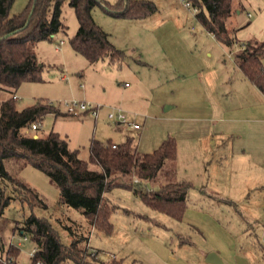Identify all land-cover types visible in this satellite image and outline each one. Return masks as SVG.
<instances>
[{"label":"rangeland","instance_id":"1","mask_svg":"<svg viewBox=\"0 0 264 264\" xmlns=\"http://www.w3.org/2000/svg\"><path fill=\"white\" fill-rule=\"evenodd\" d=\"M28 1L15 0L12 12L21 11ZM104 1L115 7L118 0ZM153 1L157 10L139 21L112 16L100 5L94 8L97 23L110 34L115 46L126 52L124 59L112 61L106 56L94 63L71 45L70 38L77 32L79 22L75 10L64 2L61 18L67 31L36 45L38 58L44 64L43 80L25 81L13 94L18 109L40 98L54 102L63 111L65 101L98 105L96 123L90 113L81 126L77 123L78 115L48 114L37 132L32 127L23 130L33 136L52 130L67 135L71 147L79 148V157L83 159L89 158L92 135L104 143H120L129 134L135 137L141 152H149L159 145L168 129L173 128L172 133L177 129L178 134H173L179 150L174 181L192 184L183 218L176 219L151 207L131 188L114 185L106 193L117 208L111 217L113 230L107 234L95 229L81 209L61 204L60 189L46 173L31 164L20 167L9 161L7 169L31 186L47 204L31 208L16 197L0 213V246L12 243L18 247L19 264H30L31 252L36 247L30 235L26 234L25 240L18 227L33 212L52 221L63 243L82 240L91 253L86 264L109 262L111 254L122 264H264V161L237 159L229 154L228 137L225 144L221 143L226 153L221 157L213 154V149L220 148L219 143L205 137L202 128H198L197 135H187L183 118L196 106L192 103L189 107L197 92L191 86L196 79L191 74L188 77L175 74L176 69L187 70L191 66H203L206 74H219L223 66L231 64L232 56L203 27L196 9L187 0ZM136 78L147 82L140 89L144 94L141 98L148 101L135 107L134 112L123 108L133 121L118 128L108 113L111 106L120 107L115 101L136 89ZM126 81L129 86H125ZM11 95L0 88V101ZM172 103L176 107L166 111L167 104ZM192 111L187 112L189 117ZM134 121L141 128L135 129ZM162 182L160 177L148 185L157 189ZM6 193L13 195L11 186ZM260 218L263 221L258 223ZM92 251H96V257ZM211 252L220 257L221 263L207 260ZM62 264L77 263L70 260Z\"/></svg>","mask_w":264,"mask_h":264},{"label":"trees","instance_id":"2","mask_svg":"<svg viewBox=\"0 0 264 264\" xmlns=\"http://www.w3.org/2000/svg\"><path fill=\"white\" fill-rule=\"evenodd\" d=\"M14 1L0 0V88L12 94L0 101V213L16 197L31 208L47 205L31 186L7 169L6 162L10 161L20 167L31 164L46 173L60 189V203L81 209L95 229L107 234L113 230L111 217L117 208L107 199L106 193L114 185L133 189L146 204L181 220L192 184L174 181L175 136H168L155 150L145 153L138 149L133 136L120 143H104L93 137L88 145L89 158L83 159L79 157L80 150L71 148L68 137L58 131L38 137L23 132L31 129L34 123H38L40 129L48 114H72L43 98L18 109L13 94L25 81L43 80L44 64L38 58L36 45L42 40H52L60 31H67L61 18L64 2L75 10L79 22L77 32L70 38L71 45L90 63L106 56L112 61L126 57V52L115 46L110 34L95 20L93 11L97 5L115 17L144 19L157 10L155 2L118 0L112 7L104 0H29L21 11L13 13ZM187 1L196 9L203 27L218 42L235 50L243 74L264 92V41L255 38L239 41L237 30L227 26L229 18L242 7L243 0ZM160 177L165 179L160 187L150 188L148 183L157 182ZM9 186L13 195L6 193ZM18 227L36 243L37 252L30 264L39 260L43 264H62L70 260L86 264L91 254L80 239L63 243L48 217L33 212ZM9 252L17 261L19 248L9 246ZM114 259L95 264H122Z\"/></svg>","mask_w":264,"mask_h":264},{"label":"crops","instance_id":"3","mask_svg":"<svg viewBox=\"0 0 264 264\" xmlns=\"http://www.w3.org/2000/svg\"><path fill=\"white\" fill-rule=\"evenodd\" d=\"M136 21L139 20L137 19ZM227 26L237 30L235 34L239 41L243 42L249 38L264 41V0H243L242 7L238 8L229 18ZM223 47H227L232 58H230L231 64L228 63L225 67L223 66L219 74H206L203 66H191L187 70L183 69L179 71L176 69L175 71V74L178 72L179 75L184 77H188L191 74V77L196 79V82L193 81L195 84L188 82L191 86L194 85L197 90L192 96L193 101H190L189 105L196 103V106L193 109L191 108L193 111L190 117L187 115V112L191 110L184 114L187 116L183 118L184 125H187L184 126V130H186V134L197 135L200 132L198 128H202L205 137L213 139L214 143H219L220 148L218 150L213 149V154H218L219 157L226 153V149L221 148V143H224L226 140L225 137H228L231 146V149L229 147V154L236 156L237 159L250 157L256 160L257 163H261L264 161V92L243 74L239 67L235 50L233 51L225 45ZM136 82L137 87L135 90L115 101L120 107L115 105L111 106V108L119 107L126 109L128 112H134L135 107L147 103L148 99L141 98L144 94L140 89L141 85H146L147 82H144V79L141 78H136ZM124 84L125 86H129L127 81ZM149 87L151 89L153 88L152 85ZM175 107L173 103L167 104L166 111ZM88 114V112H83L76 116L80 120L77 122L79 126L84 125L83 121L86 120L85 117ZM91 117L95 123L99 118V116ZM87 121L88 123L91 122L90 120ZM129 121L131 122L133 119L130 118ZM188 122H194L195 124L190 125ZM134 123L138 122L134 121ZM117 126L118 128L123 127V123L117 122ZM168 130V132L166 131L167 133L163 134L161 142L168 136L178 134L176 133L177 129H175V133H172L173 128L172 130ZM94 132H96V125L94 126ZM125 136L128 137L129 134ZM93 137L96 136L92 135L90 140ZM158 185L159 188L161 184ZM257 220L258 223L263 221L261 218Z\"/></svg>","mask_w":264,"mask_h":264},{"label":"built area","instance_id":"4","mask_svg":"<svg viewBox=\"0 0 264 264\" xmlns=\"http://www.w3.org/2000/svg\"><path fill=\"white\" fill-rule=\"evenodd\" d=\"M61 43H63V41H61ZM64 107H65V111L72 115H80L83 112H88L95 117L98 116L100 109L98 105L95 106L90 102L77 101V100L65 101ZM108 117L110 118V120L119 123H128V124L131 123L129 121L127 112L123 108H119V107L111 108L108 113ZM132 125L134 128H140L139 123H133ZM38 129H39V125L37 123H34L32 125V130L37 132L36 130ZM38 136L39 135H37V133L34 134V137H38ZM24 239L25 240L27 239L26 235H24ZM9 246H15V245L11 243L10 245L3 244V246L2 245L0 246V264H19L18 260L16 261L14 256L9 252ZM36 252H37V247H34L31 252V257L35 256ZM92 255L96 257L97 256L96 251L94 252L92 251ZM110 256L113 259V257H115V254H111ZM35 264H43V262L39 260Z\"/></svg>","mask_w":264,"mask_h":264},{"label":"water","instance_id":"5","mask_svg":"<svg viewBox=\"0 0 264 264\" xmlns=\"http://www.w3.org/2000/svg\"><path fill=\"white\" fill-rule=\"evenodd\" d=\"M207 260L210 262H215V263H220V261H221L220 257H218L217 254L214 252H211L208 255Z\"/></svg>","mask_w":264,"mask_h":264}]
</instances>
